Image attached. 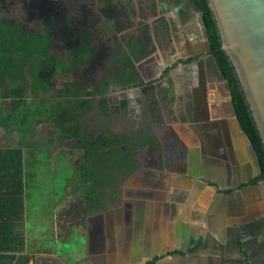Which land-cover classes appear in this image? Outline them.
I'll use <instances>...</instances> for the list:
<instances>
[{"label": "trees", "instance_id": "obj_1", "mask_svg": "<svg viewBox=\"0 0 264 264\" xmlns=\"http://www.w3.org/2000/svg\"><path fill=\"white\" fill-rule=\"evenodd\" d=\"M50 1L77 19L90 10V21L84 29L89 34L85 43L105 44L100 34L103 30L108 36L107 44L116 41L124 46L125 57L119 66L106 69L98 80L90 81L71 69L67 59L71 48L57 41L65 51L52 55L68 65L52 77L55 92L46 94L38 90L30 68V76L19 83L9 84L6 77L0 78V131L4 136V143L0 145V264H31L34 252L58 254L56 246L30 244L27 238L28 185L36 176L43 143L53 153L64 152L74 168L55 215L57 243L86 233V222L77 223L76 218L121 206L123 185L141 169L144 157L158 162L163 157V146L153 127L162 121V96H157L155 85L144 82L138 67L152 52L155 41L166 45L163 41L173 33L172 23L164 17L158 18L156 0ZM197 1L204 13L212 54L223 78L231 84L242 128L259 157L262 175L253 183H264V143L260 131L235 67L222 47L209 1ZM30 3L31 0H0V26L12 24L13 28L27 34L31 31L36 36L48 34L44 19L30 9ZM36 59L42 61L41 57ZM115 87H144L150 98L138 135L140 141L132 136L134 127L128 134L118 133L111 127L109 95ZM83 206L88 207L86 213L82 212Z\"/></svg>", "mask_w": 264, "mask_h": 264}, {"label": "flooded vegetation", "instance_id": "obj_2", "mask_svg": "<svg viewBox=\"0 0 264 264\" xmlns=\"http://www.w3.org/2000/svg\"><path fill=\"white\" fill-rule=\"evenodd\" d=\"M94 22L95 20L92 21V24ZM173 26L175 25L173 24ZM181 31L182 33L185 32V38L187 39L186 36L188 35L191 41L184 39V44H180ZM100 34H104V31H100ZM196 40H199L201 44V51L208 49L206 38L199 25L188 24L184 26L178 24L171 37L163 41V44H167L162 45L155 41L152 52L146 57L148 60L143 66V69L145 68L143 75L144 78L152 79L146 84L155 85L157 96H162L160 97L162 121L153 124L156 135L163 146L162 162L151 160L149 156L143 158V166L132 177L140 176L138 180L129 183L130 179L123 185L121 206L99 214L88 215L86 218L84 216L76 218L77 223L86 222V233L81 232L80 236L88 240L85 259L77 264H129L130 262L133 264H148L154 260L157 264H161L168 258L173 260L177 255L180 256L178 250H173L165 255L156 256L154 259L144 258L141 261L140 254L147 245L144 238L145 231L150 228V225L153 228L156 224L153 214L155 207L170 209L174 206L175 200H179V198L180 202L190 201L192 194L195 195L198 191L205 190L204 185L209 188L208 192L210 194H224L229 198L230 206L236 204L235 209L241 210L251 207L249 204H252L253 201L238 200L237 195L248 191H251L253 196L257 195L254 186L263 182L253 183V181L260 175L249 182H245L253 174H257L253 164L248 161V166L245 167L241 160L242 156L241 159L235 160L231 158V155L223 152V147L227 150V145L223 143L224 141L221 142L223 136L220 123L217 121L207 124L204 120V117L207 116L205 112L210 111L205 105L199 104L196 106L194 104V100L201 98L200 101H202L209 94H217V92L228 96L229 90H232L230 82L220 75L215 63L203 65L205 56L196 57L195 61H190L192 58L188 55L191 52L196 53L197 50L193 44V42L196 43ZM174 42L178 45L177 47H183L186 51L180 48L179 58H175L174 62L167 64L171 66L163 67L162 65L166 64L161 63L162 67L158 72L146 73L150 70V64H158L159 62L160 57H155L158 47L168 46V48H171ZM208 55L210 57L214 56L212 52ZM122 88L115 87L109 95L112 111L111 119L115 118V115L117 116L116 120H118L114 121L111 127L118 133L126 134L134 126L139 135L142 131L141 123L147 112L150 98L143 92L145 98L144 100L141 99L142 106L138 110H133L122 100V97H124V95L122 96ZM123 89L126 91L129 88ZM203 137L207 139L206 144L203 142ZM190 171L200 173L202 177L186 179L184 176H187L186 173ZM229 173L233 174L231 179ZM204 175L208 176L211 186L202 182ZM236 175L238 178L232 181ZM215 180L223 184V190H220V188L214 189ZM171 183L172 185H170ZM163 184L166 185V188L162 186ZM184 184L186 188L180 189ZM182 196H184V199H182ZM191 204L193 206L194 202L192 201ZM83 207L82 212L86 213L88 207ZM74 208L76 209V206ZM136 208L147 210V215L143 213L137 215ZM116 212H118L116 216L118 218L117 223H115L116 217H113ZM103 219L107 220L104 221ZM235 226L233 224L232 227H229L222 238L210 237L213 236L212 234L207 237L208 233L206 234L205 240L199 242L200 250L204 253L201 263L234 264L239 260L242 263L239 262L238 264L245 263L243 257L238 254V234L235 232ZM112 229H116V231L112 232ZM154 229H151V231ZM186 230L190 236L189 230ZM177 231L175 226L171 228V232L176 234L173 237L176 242L180 241ZM248 234L250 235L249 240L254 241V244H252L254 248L251 249L253 254H256L259 248L262 249L261 252L264 254V229L261 225L254 223ZM196 239L198 241V238ZM193 240L194 238L191 237V240L190 238H184L183 241L187 243L185 246L189 247L188 243L196 245ZM256 242L257 244H255ZM35 257L38 259L39 264H60L57 254L37 253Z\"/></svg>", "mask_w": 264, "mask_h": 264}, {"label": "rangeland", "instance_id": "obj_3", "mask_svg": "<svg viewBox=\"0 0 264 264\" xmlns=\"http://www.w3.org/2000/svg\"><path fill=\"white\" fill-rule=\"evenodd\" d=\"M30 9L37 11L38 15L44 19L46 29L44 30L45 32L48 31L47 35L36 36L31 31L27 34L26 31L13 28L12 24L0 26V59L2 64L0 65V78L6 77L9 84L21 82L30 76L31 70L32 75H34L35 87L38 90L46 94L55 92L56 87L51 82L52 77L66 70V65H68L63 61H57L52 55L54 52L65 51L61 45L56 44L57 41L70 46L71 51H68L67 59L72 65L71 69L78 76L82 75L87 80L96 81L106 69H114L122 63L125 57L124 46H120L116 41L114 44H107L108 36L105 33L102 34L105 44L96 46L85 43L89 34L84 29L89 23L90 10L77 19V17L69 16L63 7L61 9L50 0H31ZM7 31L8 33H6ZM38 57H41L42 61L36 59ZM114 117L111 119V125L114 121H118L116 120L117 116L114 115ZM132 136L140 141L137 130ZM242 140L244 139L242 138ZM3 143L4 136L0 131V145ZM42 145L43 151L38 159L39 167H36V176L30 180L28 185L26 226L28 242L30 244L41 243L47 248L56 246L57 255L62 261L61 264H77L85 259L88 240L78 236V234L66 242L57 243L54 238L56 233L55 215L61 206V198L66 194V184L72 176L74 168L64 152L53 153L54 150L47 146L48 144L43 143ZM245 154L250 156L246 152ZM41 158L42 160H40ZM148 175L150 174L148 173ZM138 177L140 176L132 178L129 183H134ZM162 186L166 188V185L163 184ZM256 190L257 195L245 193V197L242 199L247 202L253 201L249 206L263 210L264 192L260 188ZM235 207L236 204L232 206V209L235 210L237 216L240 212ZM249 208L241 209L240 215L244 216ZM235 219L232 218L231 220L235 223L234 225L238 221ZM150 232L151 229L148 228L146 230L147 237H150Z\"/></svg>", "mask_w": 264, "mask_h": 264}, {"label": "crops", "instance_id": "obj_4", "mask_svg": "<svg viewBox=\"0 0 264 264\" xmlns=\"http://www.w3.org/2000/svg\"><path fill=\"white\" fill-rule=\"evenodd\" d=\"M156 2L158 7V18L164 17L170 23L172 22L175 25L173 26V32L175 30V27L178 26V24H182L184 26L188 24H197L195 21L183 22L184 20L178 17V15L174 11V7H172L174 0H156ZM186 37L187 39L185 38V32L182 33L181 31L180 44H184V39L191 41L188 35ZM195 42L196 43L193 42V44L197 50L195 51L196 53L191 52V54L188 55L192 58L190 59V61L194 60L196 57L199 58L201 56H205L203 58L205 61L203 65H211L212 63H214L212 61V58L207 53L204 54V51H201L202 47L199 43V40H196ZM175 44L176 43L174 42L171 48H168V46H160V48L158 47L155 57H160L159 62L158 64H150V70L146 71V73L148 72V74H150L151 72H158L162 66H171L167 64L174 62L175 58H179L180 48L184 49L183 47H177L178 45ZM153 48L154 47H152V49ZM161 63L166 65L161 66ZM144 69L143 73L145 71ZM142 76L145 83L152 80L151 78H144V75ZM176 84L178 83L176 82ZM143 89L144 87H136L129 88L128 90L125 89L126 91H124V89L122 88V96L124 95V97H122V100L124 101V103L128 104L130 108H133V110H138L140 106H142V100H144L145 98V96L143 95ZM227 97L228 96H225L224 93L222 94L221 92H217V94H209V96H206V98H204L202 101H200L201 98L199 100H194V104H196V106H198L199 104L205 105L210 111L205 112L207 116L204 117V120L205 122H207V124H209L210 122L217 121L220 123L223 136L221 142L224 141L223 143L227 145V150L225 149V147H223V152L228 153V155H231V158L235 160L239 159L242 156L243 160L241 158L240 159L244 163V166L247 167V162L249 161L247 154H245V152H247V145L244 140H242L243 137L238 129L236 120L232 114V110L230 109L229 99ZM203 140V142L206 144L207 139L203 137ZM229 177L231 179L233 177V174H230ZM237 178L238 177L236 175L234 179H232V181L236 180ZM214 182L218 181L215 180ZM223 187L224 186L222 184L220 190H223ZM184 188H186L185 184L180 187V189ZM203 188L205 190L198 191L195 195L192 194V196H190V201L188 200L187 202H180L179 198V200H175L174 206H172V208L170 209L163 207L162 209H158L157 207L153 209L156 224L153 228L150 225V228L155 229L150 232V237H147L148 233H146L145 231L144 238L146 242L149 241L150 243H152L151 246L153 248H158V252L154 253L155 257L159 255H165L169 252H172L173 250H178L180 252V250L178 249V242L174 241L173 238L174 236H176V234L171 232V228L174 226L177 228L178 233H187L186 229H188V233L190 235L200 240L201 238L205 240L204 237L207 233V237L212 234L213 236L210 237L222 238L224 236V232H226L229 227H232V225L235 224H232L231 220L236 214V212L234 209H232V206L229 205V198H227L224 194H210V192H208L209 188L205 185ZM214 189H216V187ZM245 193L250 194L251 191ZM245 193L242 192L241 195H237L238 200H241L243 197H245ZM182 199H184V196H182ZM192 201L194 202L193 206L191 204ZM239 212L242 211L239 210ZM138 213L139 215H142V213L144 215H147L148 212L147 210L140 208V212ZM138 213L136 214L138 215ZM244 214L247 221L245 224H248V227L250 226L251 228H253L254 223H257L258 225H261V227L264 229V209L261 210L257 209V207L252 206L248 209V212ZM185 247L188 248V246ZM36 254L37 252H34V258L31 260V264H39L38 259H36L35 257ZM182 254L184 255L183 257L181 255H177L173 260L171 258H168L165 262H162L161 264H184L186 262H189L190 264H195L203 261V252L200 256L195 257L186 255V252H182ZM146 259L151 260L153 258L148 257ZM58 262L62 261L59 260Z\"/></svg>", "mask_w": 264, "mask_h": 264}, {"label": "water", "instance_id": "obj_5", "mask_svg": "<svg viewBox=\"0 0 264 264\" xmlns=\"http://www.w3.org/2000/svg\"><path fill=\"white\" fill-rule=\"evenodd\" d=\"M211 10L213 11L218 28L221 35L222 47L231 59L236 73L240 79L242 88L245 92L247 101L252 112V116L255 119L257 127L260 131L263 143H264V0H208ZM175 13L183 22L195 21L199 25L200 29L204 33L206 38L208 49L204 51V54H211L212 45L210 35L204 22V13L197 0H174L172 4ZM215 65L218 68V72L222 75L219 65L215 56H211ZM148 60L146 58L141 62L138 67L143 75V66ZM204 60V59H203ZM223 77V75H222ZM230 84V83H229ZM228 99L230 102V109L236 120L238 129L247 145L249 162L253 164L257 174H253L251 178L245 180V182L251 181L253 178L262 174V169L259 161L258 154L253 146L250 137L246 134L242 128L241 121L238 117L233 92L229 90ZM243 160V159H242ZM188 178L202 177L200 173H193V171L187 172ZM200 174V175H199ZM202 181L208 186H211L210 180L207 175H204ZM217 186V187H216ZM217 188L222 187L221 182H216ZM256 189H262L264 192V184L259 183L254 186ZM215 190V191H216ZM218 192V191H217ZM225 206V205H224ZM241 213V212H240ZM236 218V219H235ZM233 219L238 220L235 226L236 234H238V254L242 256L244 264H264V254L262 249H258L256 254H253L252 248L254 241H250L248 234L252 228H248V224H245L246 218L242 215H234ZM257 225V223H256ZM180 241L178 242V249L180 255L183 257L182 252H186L188 256H200V244L203 239H197L188 235L187 233H179ZM194 238L196 245L188 243L189 247L186 248L184 238ZM182 242V243H181ZM184 243V244H183ZM257 244V242L255 243ZM264 248V247H263ZM264 253V252H263ZM161 256V255H159ZM155 258V254L152 256ZM146 262V261H145ZM242 263L241 260L234 262V264ZM162 263V262H161ZM184 264H190L186 262ZM205 264V263H195Z\"/></svg>", "mask_w": 264, "mask_h": 264}, {"label": "bare ground", "instance_id": "obj_6", "mask_svg": "<svg viewBox=\"0 0 264 264\" xmlns=\"http://www.w3.org/2000/svg\"><path fill=\"white\" fill-rule=\"evenodd\" d=\"M138 212H140V208H136V213H138ZM117 214H118V212L114 213L113 217H116ZM103 220L106 221L107 219L106 220L103 219ZM117 222H118V218L116 217L115 223H117ZM111 231L115 232L116 229H112ZM116 235H115V237H116ZM146 243H147L146 247L144 248V250L140 254L141 261H142V259L148 258L149 256H152L154 253L158 252V248H153L151 246L152 243H150L149 241H147ZM129 264H133V263L130 262Z\"/></svg>", "mask_w": 264, "mask_h": 264}, {"label": "clouds", "instance_id": "obj_7", "mask_svg": "<svg viewBox=\"0 0 264 264\" xmlns=\"http://www.w3.org/2000/svg\"><path fill=\"white\" fill-rule=\"evenodd\" d=\"M148 57V56H147Z\"/></svg>", "mask_w": 264, "mask_h": 264}]
</instances>
